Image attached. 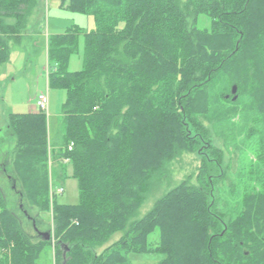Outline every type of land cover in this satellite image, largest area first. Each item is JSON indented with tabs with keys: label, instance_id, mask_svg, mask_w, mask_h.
Instances as JSON below:
<instances>
[{
	"label": "trees",
	"instance_id": "trees-1",
	"mask_svg": "<svg viewBox=\"0 0 264 264\" xmlns=\"http://www.w3.org/2000/svg\"><path fill=\"white\" fill-rule=\"evenodd\" d=\"M39 7L40 0H0V70L16 48L40 53V23L30 26ZM59 7L95 24L48 36V89L66 95L63 132L53 144L49 110L38 106L8 118L13 182L38 216L52 215L50 238L27 233L0 189V264H42L47 248L54 264H133L132 254L161 255L158 264H264V191L244 194L233 218L218 210L225 153L198 119H226L231 109L216 103L242 101L264 119V0H60ZM202 16L209 28L199 26ZM81 37L82 69L70 71ZM221 81L228 88L219 94ZM185 153L201 157L197 183L182 181L133 220ZM70 176L77 205L57 202ZM118 232L124 236L98 254Z\"/></svg>",
	"mask_w": 264,
	"mask_h": 264
},
{
	"label": "rangeland",
	"instance_id": "rangeland-1",
	"mask_svg": "<svg viewBox=\"0 0 264 264\" xmlns=\"http://www.w3.org/2000/svg\"><path fill=\"white\" fill-rule=\"evenodd\" d=\"M60 0H40L39 13H42V24L45 36L62 34L74 24L85 29L92 30L95 27L94 20L84 14L70 13L59 7ZM32 26V23H30ZM199 26L209 28L210 20L206 16L200 17ZM59 29H56V28ZM29 33V32H28ZM84 37H81L80 54L73 55L70 60V71L82 69ZM38 44L40 53L35 54L30 48L32 55L27 56L29 44L26 49L16 48L13 50L10 62L0 70V136L3 144L0 148V189L4 193L8 207L19 218L23 229L37 238V231L48 232L52 229V215L40 214L38 210L28 205L21 197L20 185L13 182L12 165L15 139L9 131V114H28L38 111L36 100L42 92H47V67L46 47L47 40L39 36ZM219 83L216 91L221 94L227 82ZM233 85V84H232ZM230 87H232L230 85ZM229 87V88H230ZM224 90V93L231 94ZM48 124L50 140L57 143L62 132L61 107L65 101V92L61 90H49ZM235 92L234 94H236ZM224 94V95H225ZM236 99V97L234 98ZM222 101V99H221ZM231 109L228 118L222 119L217 116L216 121L211 123L209 119L201 116L199 121L210 130L212 144L224 151L226 178L219 181L217 187V208L221 213L235 217L240 208L244 194L252 190L264 191V119L256 115L255 109L248 101L241 102L235 108L231 104L216 103L217 108ZM263 161V162H262ZM52 165V164H51ZM201 166V157L198 154L185 153L173 161L169 166V174L163 184L158 185L143 203L133 220L143 219L154 207L157 200L163 197L171 189L182 181L190 179L191 183H197L196 176ZM261 169V171H258ZM258 172V174H254ZM259 176L261 179H259ZM263 184V185H262ZM262 185V186H261ZM65 192L57 196V202L67 205L79 204L78 181L71 176L62 185ZM22 205V206H21ZM27 211L29 215L25 212ZM33 219L37 220V228L34 227ZM125 232H118L110 241L100 247L97 252L101 253L105 248L117 242ZM159 240V231L150 236V241L155 243ZM163 257L161 255H131L133 264H158ZM51 249H46L40 258L42 264H54Z\"/></svg>",
	"mask_w": 264,
	"mask_h": 264
},
{
	"label": "built area",
	"instance_id": "built-area-1",
	"mask_svg": "<svg viewBox=\"0 0 264 264\" xmlns=\"http://www.w3.org/2000/svg\"><path fill=\"white\" fill-rule=\"evenodd\" d=\"M37 106L44 112H48L49 110V98L48 95L45 93H41L37 97ZM57 193H63V189L60 188L57 190Z\"/></svg>",
	"mask_w": 264,
	"mask_h": 264
},
{
	"label": "crops",
	"instance_id": "crops-1",
	"mask_svg": "<svg viewBox=\"0 0 264 264\" xmlns=\"http://www.w3.org/2000/svg\"><path fill=\"white\" fill-rule=\"evenodd\" d=\"M64 10V9H63ZM66 11V10H65ZM42 13H39V11H37L36 15L34 16L33 18V22H36V23H32V24H37V23H40L38 26H40L41 30H42V33L40 34L41 38L42 37H45V39L47 40L48 42V36L46 37L45 36V32H43L44 30V27H43V24H42V17L43 15H41ZM56 28V27H55ZM56 29H59V28H56ZM54 35V34H53ZM46 53H47V47H46ZM45 69L47 70V67H46V64H45ZM47 84H48V81H47ZM47 92H49V89H47ZM44 93V92H43ZM49 94V93H48ZM62 108V107H61ZM41 233H45V232H40V235ZM42 236V235H41ZM54 258V256H53ZM54 262V261H53Z\"/></svg>",
	"mask_w": 264,
	"mask_h": 264
},
{
	"label": "water",
	"instance_id": "water-1",
	"mask_svg": "<svg viewBox=\"0 0 264 264\" xmlns=\"http://www.w3.org/2000/svg\"><path fill=\"white\" fill-rule=\"evenodd\" d=\"M233 92L235 93L236 90H234ZM234 100H236V99H234ZM41 235H43V237H45L46 240H49V238H50V234L48 232L41 233Z\"/></svg>",
	"mask_w": 264,
	"mask_h": 264
}]
</instances>
